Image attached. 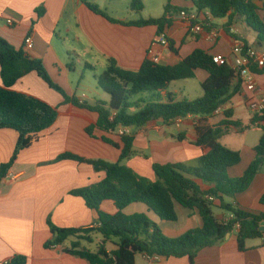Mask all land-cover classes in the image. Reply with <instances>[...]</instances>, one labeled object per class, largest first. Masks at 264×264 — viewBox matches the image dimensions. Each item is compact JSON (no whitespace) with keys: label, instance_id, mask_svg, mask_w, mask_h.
Returning <instances> with one entry per match:
<instances>
[{"label":"crops","instance_id":"crops-1","mask_svg":"<svg viewBox=\"0 0 264 264\" xmlns=\"http://www.w3.org/2000/svg\"><path fill=\"white\" fill-rule=\"evenodd\" d=\"M116 1L123 10H117L113 3L115 1L88 0L116 21L112 23L90 11L80 0H0V37L19 50L23 48L25 38L31 36L32 48L24 50L44 63L49 76L68 96H74L88 105L100 101L106 107L109 96L98 87L97 77L107 67L108 60H114L122 69L136 71L145 59H156V64L173 66L199 49L208 55H221L230 61L235 39L243 40L248 47L260 54L264 53V45L257 44L255 34L249 30L243 18L236 17L231 23L230 34L231 31L236 32L232 34L235 36L233 39L224 31L227 18H211L201 33L193 34L187 32L189 23L174 13L167 16L172 24L164 29L165 38L173 41V48L170 49L169 46L158 43L160 35L155 26L135 27L125 23L157 19L158 16L153 15V11L148 10L147 6L155 2L156 13L161 7L163 14L164 6L168 3L178 11L185 10L196 15L198 19L195 23L205 19L206 12H196L191 0H143V11L134 14L129 9V0ZM39 8L43 10L40 16L37 14ZM110 9L111 14L108 13ZM214 33L216 37L213 36ZM74 60L80 65L84 64L85 69L91 73H82L75 88L69 79L72 66L75 65ZM69 61L72 62L70 65ZM207 78L206 71L197 69L194 78L182 80V87H177V84L173 85L175 81L172 82L169 91L174 95L175 101L199 99L203 94L200 86ZM85 79L91 80L87 82L88 87L82 86ZM254 82L257 92L264 93V73L254 74ZM11 90L37 98L52 107H58L59 110L54 124L40 133L33 144L17 156L14 165L0 182V264L16 255L26 257L27 264H88L85 260L66 253L75 242L79 243V249H84L82 242L86 240L69 237L61 245H45L53 240L50 225L56 229L84 230L98 227L96 213L85 206L83 199L72 196L70 191L94 185L104 180L105 174L103 171H94L87 164L70 160L59 161L57 156L70 153L85 160L116 163L120 158V149L106 144L102 138L120 146L119 131L105 133L96 129L94 135L89 137L85 130L96 123V113L63 104L61 95L49 89L34 72L16 82ZM253 97L255 95L241 86L221 106L220 114L207 117L187 116L169 125L150 120L143 127L130 129L134 136V154L123 160L122 164L151 181L155 180L152 171L154 164L197 167L200 157L207 152L206 148L195 144L198 139L197 130L219 123L227 110L232 111L233 120L248 124L254 114L248 109L247 101ZM137 99L139 97L135 98ZM135 112L136 109H131V113ZM261 135L262 131L258 126H251L242 133L230 130L221 137L219 143L239 152L241 157L240 163L228 169L230 178L239 179L243 176L255 159L254 147ZM16 143L15 130H0V167L9 162ZM199 187L206 189L202 184ZM262 197L264 168L257 173L244 193L224 200L242 211L264 214ZM216 206L219 209V205ZM100 209L107 214H114L116 211L112 202L101 203ZM123 212L126 216L145 214L170 240L202 227V221L195 212L179 206H175V223L161 221L143 203L129 205ZM214 217L218 221H225L229 213ZM236 233L234 229L215 246L198 252L195 264H264V233L261 239L247 240L244 252L238 250ZM82 238H90L91 241L87 242H93L95 238L97 248L99 244H103L101 235L95 231L87 236L83 235ZM105 247L107 252L114 249L111 243H106ZM135 263L147 264L144 254L137 255ZM155 264H189V261L187 258L167 260L159 257Z\"/></svg>","mask_w":264,"mask_h":264},{"label":"trees","instance_id":"trees-1","mask_svg":"<svg viewBox=\"0 0 264 264\" xmlns=\"http://www.w3.org/2000/svg\"><path fill=\"white\" fill-rule=\"evenodd\" d=\"M88 9L101 15L112 23L108 15L88 0H80ZM113 1V0H111ZM198 13L208 12L213 19H228L224 31L230 34V26L234 18H243L256 36L259 46L264 45V0L258 8L253 0H191ZM143 0H129V8L135 14L143 11ZM178 9L164 6V13L160 18L142 19L126 25L135 27L155 26L158 35H164V29L172 24L167 16L180 14ZM263 13V15L261 14ZM37 14H43L41 8ZM168 46L173 48V41L168 40ZM246 45V44H245ZM247 46V45H246ZM204 70L208 74L207 80L201 84L203 92L199 99L175 101L169 91L172 82L194 78L196 70ZM251 71L258 75L264 73V64L259 67L253 65ZM34 72L49 89L59 93L63 104H70L96 113L97 120L85 132L89 137L94 131L105 133L118 132L122 128H140L151 121H161L172 124L187 116H212L224 103L234 96L241 87V83L233 75V70L227 62L217 64L212 56L194 50L188 57L177 65L165 66L145 59L136 71L119 67L114 60L107 61V67L97 77L98 87L109 96V104L96 102L88 105L80 102L74 96H68L62 87L47 73L44 63L26 53L24 47L16 49L0 37V130L12 129L17 134L16 148L8 163L0 167V182L14 165L17 156L29 148L38 135L50 128L57 119L58 107H52L37 98L18 94L11 87L24 76ZM136 97L139 99L135 100ZM131 109H136L131 113ZM231 110L223 113L222 120L208 128L198 129L196 146L207 149L197 164V167L182 164H154L152 171L155 180L141 177L122 164L133 156V135L120 136V143L115 144L102 138L106 144L120 149V158L110 164L104 160H85L70 153L57 156L59 161H75L90 165L94 171H103L105 179L84 189L70 191L72 196L83 199L85 206L96 213L98 227L95 229H56L50 225L53 240L50 245H61L69 237L78 240L91 241L82 238L91 232H97L103 239L94 252L79 249V243H73L66 253L85 260L88 264H136L135 257L144 254L148 257L171 259L187 258L189 264H195L198 252L215 246L223 240L226 234L234 230L235 224L240 228L236 233V242L239 252L245 251V242L250 239H261L259 231L264 222V214H255L242 211L237 206L225 202V198L233 199L244 193L252 184L257 173L264 168V113L254 115L244 125L233 120ZM251 126H258L262 135L254 147L255 159L249 164L241 178H230L228 169L240 163L239 152L222 146L221 137L230 130L240 133ZM131 132V131H130ZM202 184L206 189H202ZM112 202L115 213L102 212L100 204ZM261 202L264 203V197ZM143 203L150 212H153L161 221L175 223L177 214L175 206L192 210L202 221V227L189 230L177 239L170 240L159 230V227L150 221L145 214L126 216L123 212L129 205ZM232 214L228 221H218L212 212L213 207ZM50 224V221H48ZM111 243L114 249L107 252L105 244ZM2 264H27L24 256L16 255Z\"/></svg>","mask_w":264,"mask_h":264},{"label":"built area","instance_id":"built-area-1","mask_svg":"<svg viewBox=\"0 0 264 264\" xmlns=\"http://www.w3.org/2000/svg\"><path fill=\"white\" fill-rule=\"evenodd\" d=\"M180 17L185 19L189 24L187 26L188 33H201L202 28L209 24V19H211V15L206 12L205 19H200L198 23L195 21L198 19L196 15L189 14L188 12H181ZM10 23V22H9ZM231 33L235 34L236 32L231 31ZM216 37V33L213 34ZM32 37L28 36L25 38L23 42V47L25 50H29L32 48ZM158 43L162 46H168V41L164 35H160L158 39ZM213 62L217 64H223L227 62L231 69L233 70L234 77L240 81L241 86L249 93L255 95V97L251 98L247 101L248 109L254 115H262L264 113V93H258L256 90V84L254 82V73L251 71V67L253 65H257L261 67L264 64V53H258V51L248 47L245 45L244 41L241 39H235L234 47L231 51V60L228 61L226 58L222 57L221 55L212 56ZM153 61V60H151ZM156 59L153 63H156ZM222 111L221 108H218L214 114H220ZM119 134L124 135L130 134V129L122 128L119 130ZM233 218L232 214H229V217L225 220H231ZM239 224H235L234 229L236 232L239 230ZM145 256V255H144ZM158 257H148L145 256V260L147 264H155Z\"/></svg>","mask_w":264,"mask_h":264},{"label":"rangeland","instance_id":"rangeland-1","mask_svg":"<svg viewBox=\"0 0 264 264\" xmlns=\"http://www.w3.org/2000/svg\"><path fill=\"white\" fill-rule=\"evenodd\" d=\"M89 1H91V0H89ZM113 1H115V2H113V3H115V5H116V7H117V10H119V11H121V10H123L122 9V7L120 6V4H118L119 2L118 1H116V0H113ZM253 2H255L259 7L258 8H261L262 7V1L261 0H253ZM150 3V2H149ZM113 5V4H112ZM147 6H148V10H152L153 12L152 13H154L153 15H155V16H158L157 18H160L163 14H162V9H161V7H160V9L158 8V13H156L157 11V9H156V6H157V4H156V2H155V4H153V5H150V4H147ZM130 9V8H129ZM111 10L112 9H110V10H108V13H110L111 14ZM160 10V11H159ZM135 14V13H134ZM261 14L263 15V13L261 12ZM64 55L65 56H67V53H64ZM73 61V60H72ZM70 63H69V65L72 63L71 61H69ZM74 63H75V65L74 66H72L73 67V69H71V72H70V77H69V79H70V82H71V84L74 86V88L76 87V84H77V82L81 79V74L82 73H85V75H91V73L87 70V69H85V65L84 64H82V65H80V64H78V63H76L75 62V60H74ZM71 67V68H72ZM91 78V77H90ZM92 79V78H91ZM86 81H84V82H82V86L84 85V86H86V87H88L87 85H89L87 82H90L91 80L90 79H85ZM190 82H192V83H194V81H192V80H189ZM182 81H177L176 83L174 82L173 83V85L174 84H177V85H175V86H177V87H182V83H181ZM195 84V83H194ZM173 85H171V88H173ZM212 212L214 213V215H218V214H221V213H226V212H224V211H222V210H220V209H218L217 207H213L212 208ZM94 240H93V242H87V241H85V242H82V245H83V247H84V249L85 250H88V251H90V252H94L95 250H96V248H97V241L95 240V238H93Z\"/></svg>","mask_w":264,"mask_h":264},{"label":"water","instance_id":"water-1","mask_svg":"<svg viewBox=\"0 0 264 264\" xmlns=\"http://www.w3.org/2000/svg\"><path fill=\"white\" fill-rule=\"evenodd\" d=\"M132 129V128H131ZM259 231L264 233V222L260 225Z\"/></svg>","mask_w":264,"mask_h":264}]
</instances>
